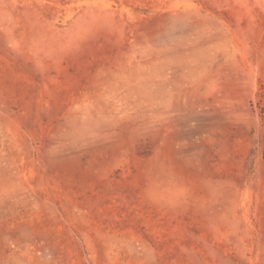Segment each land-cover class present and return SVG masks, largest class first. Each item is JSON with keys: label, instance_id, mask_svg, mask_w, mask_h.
<instances>
[{"label": "rangeland", "instance_id": "1", "mask_svg": "<svg viewBox=\"0 0 264 264\" xmlns=\"http://www.w3.org/2000/svg\"><path fill=\"white\" fill-rule=\"evenodd\" d=\"M0 264H264V0H0Z\"/></svg>", "mask_w": 264, "mask_h": 264}]
</instances>
